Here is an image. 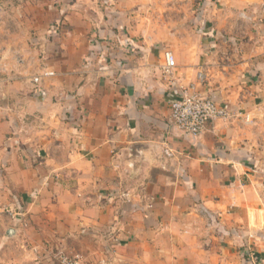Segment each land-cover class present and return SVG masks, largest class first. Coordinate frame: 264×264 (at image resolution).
Listing matches in <instances>:
<instances>
[{
	"label": "crops",
	"instance_id": "crops-1",
	"mask_svg": "<svg viewBox=\"0 0 264 264\" xmlns=\"http://www.w3.org/2000/svg\"><path fill=\"white\" fill-rule=\"evenodd\" d=\"M7 1L20 6L1 7ZM70 1L73 9L64 4L53 16L70 22L67 68L76 71L51 87L52 78L40 86L25 80L39 70L38 47L27 41L30 20L41 18L44 30L36 29L49 32L48 1L0 0V211L10 214L0 216V259L57 264L63 252L80 255V264H240L225 246L229 228L252 230L264 211L246 213L241 198L216 200L214 192L246 190L242 177L253 181L252 165H262L264 88L207 85L197 74L211 72L213 48L239 45L240 13L264 35V0ZM12 9L18 28L6 20ZM147 10L167 22L143 23ZM151 29L173 37L201 31L206 40L193 56L183 35L181 50L157 35L146 45L131 34ZM78 32L91 34L84 53L74 47ZM38 39L49 51L44 35ZM165 51L178 60L173 85L161 73ZM191 84L234 118L209 124L197 138L177 129L171 102ZM233 240L235 249L240 241Z\"/></svg>",
	"mask_w": 264,
	"mask_h": 264
},
{
	"label": "rangeland",
	"instance_id": "rangeland-1",
	"mask_svg": "<svg viewBox=\"0 0 264 264\" xmlns=\"http://www.w3.org/2000/svg\"><path fill=\"white\" fill-rule=\"evenodd\" d=\"M48 1V8L49 12H51V16L49 17V32H38L36 27H38L40 30H44L43 28H40L42 26V19L39 20L34 19L33 22H31L30 17H24L21 18L22 22L24 24H27V20H30L29 26L31 27L30 32H27V41L29 48L34 50L38 47L39 52H35L34 57L37 59L38 62V72L32 75H27V79L30 80L32 77L38 75L39 73H42L48 70L55 73V76L50 80L49 82H52L50 84L51 87H55V84L59 85L60 83H67L68 81L66 79H69L71 74L76 71V69H72L71 71L68 70L69 64L67 63V59H69L70 56H73V50L68 49L71 48L72 44L68 45V42L72 40V37H70V34L68 30H70V22L68 20H65L60 17L56 16L54 17L53 14L57 15L60 13V10L58 7L63 6L65 4L67 9H73V2L70 0H65V3L63 0L57 1V0H47ZM26 2V1H24ZM88 2V0H87ZM49 3H51L49 5ZM6 6L1 7H8L9 10L10 7L14 9L19 8V4H11L10 1H7L5 3ZM150 6H152V3H150ZM12 9V12L9 13L10 16L6 17L7 23H10L15 26V28H18L14 23L16 21V18H14V15L16 14V11ZM52 9V10H51ZM74 9H76L74 7ZM46 18V17H45ZM143 23H147L149 25H152L153 23H159L160 18H162L165 22H167V16L163 15L162 17H159L154 14L153 10H147L144 14ZM139 19V18H138ZM239 22L240 24H244V26L239 27L240 32L239 34V45L238 46H232V47H218L213 48L212 50L216 51L214 56H216L215 59H212L210 64L207 63L208 68L211 70L209 73L208 71H202L200 72L203 75V81L208 85V79L211 82H214L215 85H220L221 83H224L226 85V88L228 84L234 86V84H237L239 86H262L264 88V35H261L260 33H256V29L251 23L252 21L249 19L248 16L244 15V12L240 13L239 16ZM2 19L0 18V23ZM17 22V21H16ZM58 22V23H56ZM55 23V25H54ZM59 25V26H58ZM28 26V27H29ZM58 26L60 31L58 32V35H52L51 34V27ZM152 27V26H151ZM48 31V30H47ZM71 32V31H70ZM3 32H0V35ZM21 33V32H19ZM38 33V34H37ZM37 34V35H36ZM135 38V41L139 43H145L146 45H149L151 38L158 36L159 39H166L164 41H168L169 43L177 44L181 46L179 49L184 50V47H182V35L185 36V38L188 39V42L191 46V51L193 56H195L200 51V45L202 42H205L206 36L202 34L201 31H194L193 33H184V32H178L176 37H173L174 33L171 31H163L158 32L156 30H149L148 32H143V30L133 32L131 33ZM44 35V41L46 45H48L49 51L42 52V46L37 45L36 42H41L42 40H39L38 37H42ZM90 33L87 32H78L76 33V44H74V47H77V49L84 53V51H87L89 49V45L91 44L90 41ZM261 36V40L258 42L256 36ZM38 36V37H37ZM65 36V38H64ZM208 39V37H207ZM215 37L213 38V40ZM70 40V41H69ZM216 41V39H215ZM67 43V44H66ZM66 44V45H65ZM77 50V51H78ZM166 52V51H165ZM65 53V59L62 58V55ZM60 55V57H59ZM21 56H18V58ZM75 57L76 54H75ZM255 57L260 58L262 61H259L258 63H254ZM22 59H25L23 57ZM28 61L29 58H26ZM74 59V58H73ZM72 59V60H73ZM20 60H14L16 64L19 63ZM178 62V60H177ZM47 64V65H46ZM32 67L35 65L32 63ZM51 68H50V67ZM35 68V67H34ZM74 68V67H73ZM207 68V69H208ZM178 69V64H177ZM40 71V72H39ZM91 72V71H90ZM199 74V73H198ZM198 74H197V80H198ZM68 76V77H67ZM164 80V79H163ZM200 80V79H199ZM165 81V80H164ZM261 88V87H260ZM258 88V89H260ZM217 90V89H216ZM257 93L258 92L257 90ZM210 97V96H209ZM213 98V97H211ZM259 101H261L259 99ZM248 118V117H247ZM250 120L248 121L249 125H253L252 122L256 121V118L251 115ZM262 165H260V168L255 167L252 165V172L253 174V181L251 182L247 176H243L240 183L239 188H244L246 186V190H241L240 192L234 193L230 188V192L227 190L226 193H224L221 190H216L214 192L216 200L219 199H225L233 201L234 199H242L245 205L248 207H244L243 211L247 213V211H251V213H254L255 215H258L260 213V210L264 211V160L260 161ZM228 184L231 182V179L228 178ZM249 185H251V188H248ZM250 189L251 192H250ZM252 201V203H250ZM249 205H252V207H249ZM249 208V209H248ZM0 216H8L10 217L9 211L7 209H4L3 211H0ZM236 221V220H234ZM257 225L252 226V230H250L248 227L244 229V225L242 224L241 228L238 229V231L234 230V228H229L230 231L226 235V243L225 246L232 247V251L238 255V259L240 261V264H264V234L261 235L260 233H264V216H257V220H255ZM255 223V222H254ZM7 237V233H5ZM237 236V239L240 241L238 243V246H235V249H233V239ZM11 256H1L0 264H10L13 262H10ZM25 264V262H24ZM237 264V263H236Z\"/></svg>",
	"mask_w": 264,
	"mask_h": 264
},
{
	"label": "built area",
	"instance_id": "built-area-1",
	"mask_svg": "<svg viewBox=\"0 0 264 264\" xmlns=\"http://www.w3.org/2000/svg\"><path fill=\"white\" fill-rule=\"evenodd\" d=\"M160 68L163 79L171 85L175 84L177 59L172 52L164 53V63ZM54 76V72L44 71L32 77V82L40 86L45 79ZM198 80L203 82L201 73L198 74ZM233 118L234 114L227 107L201 93L193 84L177 90L171 102L170 123L193 138L203 135L209 124H225ZM55 260L57 264H80L81 256L59 252L55 255Z\"/></svg>",
	"mask_w": 264,
	"mask_h": 264
},
{
	"label": "water",
	"instance_id": "water-1",
	"mask_svg": "<svg viewBox=\"0 0 264 264\" xmlns=\"http://www.w3.org/2000/svg\"><path fill=\"white\" fill-rule=\"evenodd\" d=\"M163 155H164L165 157H170V156H171V154H170L168 151H165V149L163 150ZM7 235H8L9 237H14V235H15L14 230H10V231H8V232H7Z\"/></svg>",
	"mask_w": 264,
	"mask_h": 264
}]
</instances>
